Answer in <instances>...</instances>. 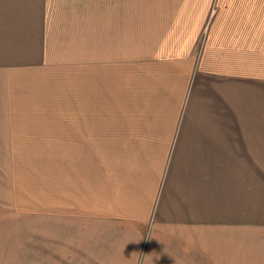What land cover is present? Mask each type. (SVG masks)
<instances>
[{"label":"crops","instance_id":"1","mask_svg":"<svg viewBox=\"0 0 264 264\" xmlns=\"http://www.w3.org/2000/svg\"><path fill=\"white\" fill-rule=\"evenodd\" d=\"M62 2L0 0L1 71L45 63ZM221 6L200 50L161 20L136 108L126 65L125 115L108 114L126 120L98 129L78 177L77 264H264V7Z\"/></svg>","mask_w":264,"mask_h":264},{"label":"rangeland","instance_id":"2","mask_svg":"<svg viewBox=\"0 0 264 264\" xmlns=\"http://www.w3.org/2000/svg\"><path fill=\"white\" fill-rule=\"evenodd\" d=\"M74 1L52 5L44 64L0 70V264H77L71 239L85 209L78 177L93 173L98 129L126 120L108 114L125 115L117 111L126 109L127 64L134 108L140 101L143 69L161 59V20L164 35L187 36L176 45L188 47L197 34L200 50L221 5L264 7V0Z\"/></svg>","mask_w":264,"mask_h":264}]
</instances>
